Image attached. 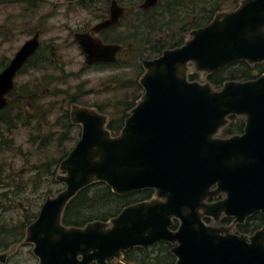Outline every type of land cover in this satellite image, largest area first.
Here are the masks:
<instances>
[{
    "label": "water",
    "instance_id": "95a60500",
    "mask_svg": "<svg viewBox=\"0 0 264 264\" xmlns=\"http://www.w3.org/2000/svg\"><path fill=\"white\" fill-rule=\"evenodd\" d=\"M157 1L144 0L140 7ZM123 13L112 0L109 18L93 30L117 24ZM189 35L180 46L143 59V92L118 134L107 128L106 114L71 105V121L81 133L58 165L55 179L63 188L46 196L25 229L37 264H125V251L158 241L173 245L175 264H264V224L247 236L203 220L225 215L242 223L253 213L264 215V73L227 80L218 89L207 80L188 78L192 70L205 77L237 61H264V0H240ZM38 36L25 40L0 71V110L9 102L18 71L38 49ZM74 37L87 65L114 61L122 48L89 32ZM231 115L244 119L243 131L222 137ZM95 182L117 195L154 193L108 220L64 225L68 202ZM5 255L0 254V262Z\"/></svg>",
    "mask_w": 264,
    "mask_h": 264
},
{
    "label": "trees",
    "instance_id": "16d2710c",
    "mask_svg": "<svg viewBox=\"0 0 264 264\" xmlns=\"http://www.w3.org/2000/svg\"><path fill=\"white\" fill-rule=\"evenodd\" d=\"M129 5H135L138 1L128 0ZM240 0H159L158 5L145 11L146 23H133L131 25L137 31H129V35L122 41L126 45L124 55L115 65L121 69V73L111 75L102 83L104 90L111 89L120 91L114 97L95 99L89 103L80 101V97L72 93L69 80L75 75L74 71H66L63 65L58 64L49 50L39 48L38 52L30 57L29 61L19 71L24 74L35 71L32 78L21 84L15 83V87L9 93V103L0 110V152L15 149L16 153L21 152V147L16 146L10 133L19 125L31 126L36 129L30 132L28 140L36 145L30 155H36L39 162H35L33 170H36L32 184L40 183V175H46L47 180L55 183V171L60 161L67 156L69 151L79 137V127L74 125L69 117V106L73 102L95 107L98 111L107 114L109 120L107 128L113 135L119 133L129 111L140 98L143 89L139 84V77L144 69L141 60L153 58L161 54L164 49L173 48L183 43V33L187 31H173L172 21L181 17L191 19L188 26L181 25L186 30L206 25L213 18L216 12L226 8H235ZM134 13L142 11L136 10ZM159 17V19H158ZM159 21L161 23H159ZM8 60L0 61V70L7 64ZM113 66V67H115ZM264 73V61L250 65L245 61H237L228 66L222 67L208 75L205 79L215 88H220L227 80H248ZM190 80L197 79L198 73L192 72L188 75ZM93 90V89H91ZM90 90V91H91ZM62 95L58 102L54 99ZM83 95V94H82ZM47 98V99H45ZM50 118H53L50 120ZM48 121L54 129L50 133H42L44 123ZM244 127V119L235 115L229 116V122L222 128L221 136L241 133ZM50 134L52 136L50 137ZM71 142L70 145H67ZM74 143V144H73ZM38 147V148H37ZM40 150L41 152H38ZM4 170L0 165V172ZM1 177V181L5 180ZM24 180H21V182ZM24 187L23 184H15L12 188ZM58 189L57 191H59ZM48 188V193H50ZM152 189H143L126 195H117L102 182H95L81 189L66 205L62 223L66 226H83L89 221L99 219L108 220L117 215L121 209L131 203L150 199L153 196ZM3 196H0L2 198ZM1 204V202H0ZM1 206V205H0ZM38 215V212L23 216V224L27 226ZM230 217H223L222 222L230 221ZM248 223L238 225L239 230L246 232V226L258 227L264 223V215L256 212L248 217ZM175 221L173 228L177 226ZM172 245L168 242H155L145 247L135 246L123 253V261L127 264H174L175 257L171 253Z\"/></svg>",
    "mask_w": 264,
    "mask_h": 264
},
{
    "label": "rangeland",
    "instance_id": "374dc122",
    "mask_svg": "<svg viewBox=\"0 0 264 264\" xmlns=\"http://www.w3.org/2000/svg\"><path fill=\"white\" fill-rule=\"evenodd\" d=\"M35 8H29L24 3H19L17 6L12 3H4L0 5V61L10 60L16 50L23 42L30 38L26 31L37 26L43 34L40 40L51 41L59 48V54L68 70L74 71L75 75L69 80L68 84L62 85L66 87L70 85L73 90L76 85H80L82 90L93 89L81 96V101L89 103L95 99L113 98L114 93L119 95L120 91L111 89L104 90L102 83L105 82L111 75L117 73L113 68H82L83 54L77 44L70 43L73 39L72 32L79 28L87 26V23H94L91 16L83 11L80 7H76L75 11L72 7H67L65 0H41L37 2ZM132 17V15H130ZM4 37V39H2ZM190 35H187L189 38ZM59 57V61H61ZM35 71H29L24 74H19L15 81L19 85L32 78ZM119 73H121L119 71ZM198 81H205V78L200 74ZM104 88V89H103ZM47 99V98H45ZM58 104L62 100V95L54 98ZM53 118H50L52 120ZM31 126L19 125L10 133L16 146L21 147V152L16 153L15 149L4 150L0 152V165L4 167L2 172L14 173L17 182L20 180L28 181L26 187L18 193H11L10 202L2 201V205L7 208L3 211L0 208V220H20L24 215L39 212L47 195H55L58 189H62V184L59 181L55 183L46 179V175H40L41 182L32 184V179L36 170H33L35 162H39V155H30L33 149L36 148L29 140V133L35 132L36 129ZM54 129L57 133L58 128H52L50 123L46 121L41 129L42 133H50ZM52 134H50V137ZM68 142L67 145H70ZM74 144V143H73ZM38 148V147H37ZM41 152L40 150H37ZM60 173L55 171V174ZM50 188V193H48ZM14 190V188H12ZM26 207V209H25ZM5 209V208H4ZM5 212V213H2ZM22 247V246H21ZM30 247L24 246L21 248V255H17L14 259L6 264H37L38 259L33 254L27 255Z\"/></svg>",
    "mask_w": 264,
    "mask_h": 264
},
{
    "label": "flooded vegetation",
    "instance_id": "af4514ba",
    "mask_svg": "<svg viewBox=\"0 0 264 264\" xmlns=\"http://www.w3.org/2000/svg\"><path fill=\"white\" fill-rule=\"evenodd\" d=\"M38 1H41V0H0V5H2L4 3H12L13 5L17 6L19 3H24L26 6H29V8H31V7L35 8L38 5L37 4ZM116 1L120 6L124 7V13L119 17L117 24L110 26L108 28H105V29H101L99 31H95V30H93V27L97 23L102 22L105 19L109 18L112 0H65L67 7H72L73 11H75L76 7H80L83 11L87 12L91 16V19L93 21H96L94 23L91 22L90 24L87 23L86 27L79 28L76 31L72 32L73 39L71 40L70 43L77 44L78 47L80 48L81 52H82V49H81L79 43L76 41L74 34L76 32H78V33L89 32L91 36L99 38L105 44H118L122 47L119 50V52L115 55L116 59L114 61H101V62L89 64V65H87L85 63V56H84V53L82 52L83 63H84L82 68H85V69L101 68V67L113 68V69L117 70L116 71L117 73H119V71L121 69H117V67L115 65L124 56V55H122V53H123L124 49L126 48V45L124 43H122V41L127 38V36L129 35V31H137L134 28H132L131 25L133 23H135V21H137V23L141 24L140 27H143L146 23V20L144 18V12L155 7V6H157L158 2H159V0H158L157 3L155 4V6H152V7L141 8L140 5L144 0H137L138 2L135 5H129L128 0H116ZM133 1H136V0H133ZM136 10H140L142 12L134 13L133 11H136ZM130 15H132V17ZM158 19H159V17H158ZM190 21H191V19H189L187 17H182V18L180 17L179 20L172 21V24H171L172 26L174 24H177V27H175V29L173 31H176L177 29H178V31H187V32L183 33V35L185 37L183 39V43L187 39V35L192 30L197 29V28H194V29L186 30V28H183L181 30V28L183 26L181 24L183 23L184 25L188 26V23H190ZM159 23H161V22L159 21ZM26 32L29 35H31L30 37H32V35L35 34L36 32H39V36H38L39 47L36 50L35 54L38 52L39 48H45V49L49 50V53L55 55V56H53V58L58 64L63 65V67L66 71H71V70H68L66 68L65 63L63 62L62 58L60 57V54L58 52L59 48H57L54 45V43H52L51 41L40 40V37L43 34V32L37 26H34L33 29H30L29 31H26ZM2 39H4V37H2ZM35 54H33V56ZM59 57H60L61 61H59ZM144 59H152V58H144ZM142 61H143V59L141 60V64H142ZM113 66H115V67H113ZM142 67H143V64H142ZM117 73H115V74H117ZM90 90L91 89L82 90L80 85H76L74 87V89L71 90V92L77 94L80 97L79 99L81 101L82 94L89 92ZM74 103H77V102H73V103H71V105ZM77 104H81V103H77ZM71 105L69 106V117H70ZM81 105H83V104H81ZM86 106H88V105H86ZM74 125H76V124H74ZM80 133H81V128L79 127V136H80ZM1 177H5L6 179L1 181ZM55 177H56V175H55ZM27 182L28 181H25V180L22 182H21V180L19 182H17L15 177H14V173L0 172V196H3L2 198H0V202H1L0 208L3 209V211L5 210V212H6L7 208L4 206V204L2 205V201L4 202L7 200L8 202H10V200H8V198H10L9 197L10 194L11 193L15 194V193H18L22 190V188H21L22 186L18 187V188L14 187V190L12 189L11 186H14L15 184H20V185L23 184L24 187H26ZM219 198H221V196H219L218 198L208 199V201L217 200ZM25 209H26V207H25ZM5 212H2V213H5ZM250 216H248V217H250ZM223 217H230V216L221 215L219 217L218 221H214L211 217L206 216L203 218V220L208 225L228 227L229 233H234L237 235L238 234H244L247 236H251L256 230L261 228L262 225L264 224V223H262L260 226H258L256 228L255 227H248L249 225H253V224H251L253 222H251V221L247 222L246 219L248 217L242 223H234L233 217H230L231 220L228 222H222L221 220ZM246 223L249 224L246 226V232L239 230L238 225H242V224L244 225ZM21 224H23V219H20L17 221L9 220V219L8 220L7 219L0 220V254H2V253L6 254L5 255V262H3V263L0 262V264H6L8 261L14 259L15 256L21 255L22 254L21 248L24 246L30 247L27 255L33 254V252H32L33 244L29 241H26V239H25V237H26L25 229L30 223L27 226H21ZM158 242H160V241H158ZM172 247H173V245H172ZM173 256L175 257V261H176V259H177L176 256L174 254H173ZM175 261H174V264H175ZM123 262L125 264H127L125 261H123ZM116 263H117V260H108L106 264H116ZM92 264H96V263L93 262Z\"/></svg>",
    "mask_w": 264,
    "mask_h": 264
}]
</instances>
